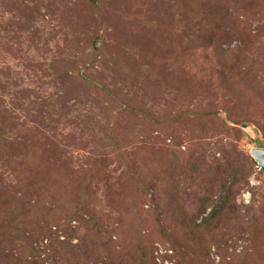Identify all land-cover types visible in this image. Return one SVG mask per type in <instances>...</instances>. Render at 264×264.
Listing matches in <instances>:
<instances>
[{
  "label": "rangeland",
  "instance_id": "374dc122",
  "mask_svg": "<svg viewBox=\"0 0 264 264\" xmlns=\"http://www.w3.org/2000/svg\"><path fill=\"white\" fill-rule=\"evenodd\" d=\"M264 0H0V264H264Z\"/></svg>",
  "mask_w": 264,
  "mask_h": 264
},
{
  "label": "water",
  "instance_id": "95a60500",
  "mask_svg": "<svg viewBox=\"0 0 264 264\" xmlns=\"http://www.w3.org/2000/svg\"><path fill=\"white\" fill-rule=\"evenodd\" d=\"M251 154L258 163L259 169L264 170V148H253Z\"/></svg>",
  "mask_w": 264,
  "mask_h": 264
}]
</instances>
